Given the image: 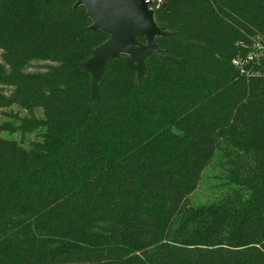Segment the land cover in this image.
Segmentation results:
<instances>
[{
    "label": "trees",
    "instance_id": "16d2710c",
    "mask_svg": "<svg viewBox=\"0 0 264 264\" xmlns=\"http://www.w3.org/2000/svg\"><path fill=\"white\" fill-rule=\"evenodd\" d=\"M76 2L0 0V111L27 113L0 125V264H264V58L233 63L264 0L154 1L177 62L138 83L109 61L96 106L80 62L108 35ZM214 160L224 188L193 204Z\"/></svg>",
    "mask_w": 264,
    "mask_h": 264
},
{
    "label": "water",
    "instance_id": "95a60500",
    "mask_svg": "<svg viewBox=\"0 0 264 264\" xmlns=\"http://www.w3.org/2000/svg\"><path fill=\"white\" fill-rule=\"evenodd\" d=\"M150 4L151 0H77L75 6H83L92 22L88 30L108 35L89 59L80 62L92 78L90 96L94 106L109 61L124 57L125 66L136 73L138 83L148 74L146 63L150 57L177 62L156 43L158 37L170 33L158 27Z\"/></svg>",
    "mask_w": 264,
    "mask_h": 264
},
{
    "label": "rangeland",
    "instance_id": "374dc122",
    "mask_svg": "<svg viewBox=\"0 0 264 264\" xmlns=\"http://www.w3.org/2000/svg\"><path fill=\"white\" fill-rule=\"evenodd\" d=\"M0 63H2L1 51H0ZM49 65H51L49 62L33 61L28 65L27 71L28 72L45 71ZM0 91H2L4 94H9V89L6 87L0 86ZM16 113H18L21 116H27L26 111L20 109L18 106H13L8 109H2L0 111V125H2L7 121H10L11 118L9 116L11 114H16ZM36 115L41 117L42 112L40 110H37ZM0 134L6 137H13V138L16 137V135L11 136L6 132H0ZM32 137L33 136H27L26 138L27 140H31ZM222 174H223V168L220 166L217 160H214L212 164L202 172L200 183L196 191L191 196L192 203L205 204L215 199V197L218 196L220 194V191L224 188V184L220 178Z\"/></svg>",
    "mask_w": 264,
    "mask_h": 264
},
{
    "label": "built area",
    "instance_id": "2783aa9c",
    "mask_svg": "<svg viewBox=\"0 0 264 264\" xmlns=\"http://www.w3.org/2000/svg\"><path fill=\"white\" fill-rule=\"evenodd\" d=\"M154 1H156L157 3H160L162 0H151V4ZM262 58H264V46L258 41L254 44V48L252 52L249 53L246 61H242L241 59H235L233 63L235 66L240 67L243 72V65L245 62L252 61V60L259 61Z\"/></svg>",
    "mask_w": 264,
    "mask_h": 264
}]
</instances>
